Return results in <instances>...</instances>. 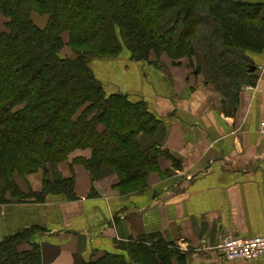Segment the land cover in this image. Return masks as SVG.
Returning <instances> with one entry per match:
<instances>
[{"label":"trees","instance_id":"1","mask_svg":"<svg viewBox=\"0 0 264 264\" xmlns=\"http://www.w3.org/2000/svg\"><path fill=\"white\" fill-rule=\"evenodd\" d=\"M7 19L0 30V154L7 192L20 201L48 194L70 198L74 180L44 178L40 193H23L15 175L27 178L76 149L90 148L119 186L144 189L156 166L152 138L160 121L146 104L108 93L91 64L116 58L159 63L196 55L209 81L229 98L251 81L248 53L264 50V0H0ZM172 23L165 26L168 14ZM46 17L44 26L34 15ZM68 35L65 41L64 35ZM65 47L75 56H66ZM91 167V166H90ZM92 168V167H91ZM93 178L95 176L93 175ZM35 229L0 242V264H43ZM30 245V248H24ZM183 255L165 243H131L84 264H176Z\"/></svg>","mask_w":264,"mask_h":264},{"label":"crops","instance_id":"2","mask_svg":"<svg viewBox=\"0 0 264 264\" xmlns=\"http://www.w3.org/2000/svg\"><path fill=\"white\" fill-rule=\"evenodd\" d=\"M247 57L255 62L252 80L231 98L207 79L196 55L153 63L125 50L94 59L91 67L108 93L143 101L160 121L147 186H119L108 164L95 183L92 150L76 149L48 167L51 181L74 180L73 195L18 201L7 193L0 201V242L35 229L43 264H84L137 242L175 248L183 255L176 264H264V256L229 261L219 250L230 234L264 236V50ZM14 179L25 194L44 186L43 171ZM4 181L0 154V187Z\"/></svg>","mask_w":264,"mask_h":264},{"label":"built area","instance_id":"3","mask_svg":"<svg viewBox=\"0 0 264 264\" xmlns=\"http://www.w3.org/2000/svg\"><path fill=\"white\" fill-rule=\"evenodd\" d=\"M260 133L264 136V122L260 126ZM219 250L229 261L264 256V236L245 238L230 234L220 245Z\"/></svg>","mask_w":264,"mask_h":264},{"label":"rangeland","instance_id":"4","mask_svg":"<svg viewBox=\"0 0 264 264\" xmlns=\"http://www.w3.org/2000/svg\"><path fill=\"white\" fill-rule=\"evenodd\" d=\"M173 17H175V14L174 13H169L168 14V17L167 18H169L164 24H165V26L164 27H168V25L170 24V23H172V20L171 19H173ZM34 20L38 23V24H40V25H42V26H44V24L46 23V21H47V19H46V17H42L41 15H38V14H35L34 15ZM6 21H7V19L0 13V30H5L6 28H5V23H6ZM64 39H65V41H68V35L67 34H65L64 35ZM125 50H123L122 51V53L124 52ZM63 53L66 55V56H75V54L72 52V50H71V48H69V47H65L64 48V50H63ZM121 53V54H122ZM120 54V55H121ZM119 55V56H120ZM169 57V56H168ZM117 58V57H116ZM184 58H186V57H182V58H178V59H171L172 61H173V63H182V60L184 59ZM188 58H190V56H188ZM187 58V59H188ZM97 59H114V58H97ZM170 59H168L169 61H170ZM94 60V59H93ZM166 61V59L163 61V62H165ZM162 62V64L164 65V64H167V62H165V63H163ZM199 69H201V70H203L202 72H205L206 73V76H207V79L209 80V76H208V73L204 70V68H199ZM249 81V80H248ZM91 172H92V176L94 175L95 176V183L100 179V177H101V174L103 173V167H101L100 165H99V162H98V160L97 159H92V161H91ZM45 177H49L50 178V176L47 174V175H44V178ZM6 178V177H5ZM46 179V178H45ZM43 183H44V179H43ZM4 184H5V181H4ZM3 184V185H4ZM43 189H44V186H43ZM42 189V190H43ZM41 190V191H42ZM33 192H35V193H38V192H36V191H34V190H32ZM8 194H10V193H12V192H7Z\"/></svg>","mask_w":264,"mask_h":264},{"label":"water","instance_id":"5","mask_svg":"<svg viewBox=\"0 0 264 264\" xmlns=\"http://www.w3.org/2000/svg\"><path fill=\"white\" fill-rule=\"evenodd\" d=\"M247 60H248L249 63H250V71H251V72H254L255 69H256V67H255V62H254L251 58H249V57H247Z\"/></svg>","mask_w":264,"mask_h":264}]
</instances>
